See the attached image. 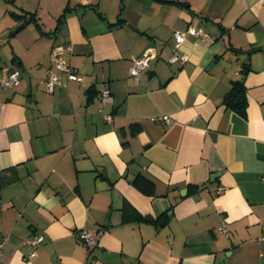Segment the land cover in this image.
<instances>
[{
	"label": "crops",
	"instance_id": "crops-1",
	"mask_svg": "<svg viewBox=\"0 0 264 264\" xmlns=\"http://www.w3.org/2000/svg\"><path fill=\"white\" fill-rule=\"evenodd\" d=\"M189 22L214 39L187 35L186 62L168 63ZM146 52L136 79L131 58ZM57 55L80 79L61 73L46 91ZM12 65L0 264H264V0H0V74ZM237 80L243 113L224 102ZM83 227L100 231L90 251Z\"/></svg>",
	"mask_w": 264,
	"mask_h": 264
},
{
	"label": "built area",
	"instance_id": "built-area-1",
	"mask_svg": "<svg viewBox=\"0 0 264 264\" xmlns=\"http://www.w3.org/2000/svg\"><path fill=\"white\" fill-rule=\"evenodd\" d=\"M187 35L195 36L204 40H212L213 36L208 34L202 28L195 25L193 22H189L186 29L182 31H174L172 33L173 44L171 52L167 59L168 63L184 64L188 58V55L180 49L181 43L184 41ZM153 55L150 52L143 53L138 56L131 58V65L128 68L129 75L138 79L140 75L149 69L150 61ZM53 66L47 69V74L44 79L40 81L44 85L46 91H52L56 86L65 85V82L61 78V73H65L69 79L79 80L80 77L77 76L69 67L68 63L61 55L54 56ZM21 71L19 67L12 65L2 68L0 74V87H11L18 84L20 79ZM101 101H110L112 99V94L109 88L103 87L100 90ZM107 119H111V114H106ZM152 120L159 119L164 123L170 121V116L168 114H160L157 116H151ZM223 186H218V192H222ZM226 223L222 221L217 227L218 230L223 231ZM99 229L92 227H83L76 230L77 238L82 242L85 248L90 251L97 245V240L99 236ZM42 234L32 235L22 241L23 247L26 249L23 257L25 260H31L37 253L36 246L42 241ZM8 239L6 236L0 238V258L2 256V251L7 243ZM91 264H106L98 258H92Z\"/></svg>",
	"mask_w": 264,
	"mask_h": 264
},
{
	"label": "trees",
	"instance_id": "trees-1",
	"mask_svg": "<svg viewBox=\"0 0 264 264\" xmlns=\"http://www.w3.org/2000/svg\"><path fill=\"white\" fill-rule=\"evenodd\" d=\"M17 17H18V18H19V17H20V18H24V17H26V13H22V14H20V15H17ZM28 19H33L34 21H36L33 15L29 16ZM36 24H37V23H36ZM37 25H38V24H37ZM236 84H239L240 87L235 88L234 91L232 90L230 93H228V94L225 96V98H224V102H225V104H226L227 106H229V107H231V108L237 110L238 112H242V109L240 108V106H241L240 102H241V101H240L239 99H235V93H238L239 91H242V90H241V81H239V80L235 81L233 86H235ZM242 113H243V112H242ZM2 183H3V180H0V185H1ZM133 183H134V185H136L137 187H140V189H142L143 191L151 192L150 189L147 190V189H145V188H144V189L142 188L141 184H144V183H145V179H142V177H141V178H139V177L134 178ZM144 186H145V185H144Z\"/></svg>",
	"mask_w": 264,
	"mask_h": 264
},
{
	"label": "water",
	"instance_id": "water-1",
	"mask_svg": "<svg viewBox=\"0 0 264 264\" xmlns=\"http://www.w3.org/2000/svg\"><path fill=\"white\" fill-rule=\"evenodd\" d=\"M128 26L132 27L130 24H127Z\"/></svg>",
	"mask_w": 264,
	"mask_h": 264
}]
</instances>
